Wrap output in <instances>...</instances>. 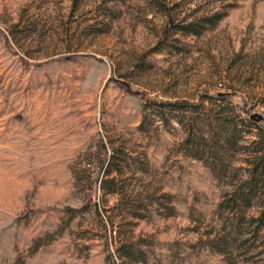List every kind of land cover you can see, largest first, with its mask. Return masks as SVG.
<instances>
[{"label": "rangeland", "instance_id": "obj_1", "mask_svg": "<svg viewBox=\"0 0 264 264\" xmlns=\"http://www.w3.org/2000/svg\"><path fill=\"white\" fill-rule=\"evenodd\" d=\"M253 114L264 0H0V264H264V194L244 222L220 206L248 178ZM223 117L236 152L187 155L189 125L226 139Z\"/></svg>", "mask_w": 264, "mask_h": 264}, {"label": "trees", "instance_id": "obj_2", "mask_svg": "<svg viewBox=\"0 0 264 264\" xmlns=\"http://www.w3.org/2000/svg\"><path fill=\"white\" fill-rule=\"evenodd\" d=\"M222 18L223 15H216L215 22L221 20ZM193 25L194 23H190L188 25H178L179 29L177 30V32H182L184 34H199L198 31L190 29L193 27ZM169 29L170 27L168 28V31H166V34L167 32H169ZM205 96L206 100L211 101L213 104L218 105L219 107L221 105L228 104V94L217 93L214 95ZM167 106L177 107L181 109H185L187 107V105L184 103L164 104L161 107ZM219 121L220 124L233 125V130L230 134L228 133L229 136L228 138L226 137V139H222V135L218 137V134L216 135L218 138L216 136L210 137L208 135H204L203 133H201L197 125L198 123H192L189 125L190 127L186 129L187 137L184 141V146L186 147V150L188 152L187 155L208 162L209 158H216L214 155H212V147H216V144L220 143V141H224V143H227L228 148L236 152L240 134V131H238L237 129L239 124L234 120H230L226 117L221 118ZM249 124H252V122H249ZM257 129L259 130L258 135L260 137V140L254 141L253 145H255V147L252 150L248 151L249 154H251V159L249 160L250 168L247 169L248 178L242 181L239 185H235L234 191L232 193H229L228 199L224 200V202H222L220 205L227 210L229 208V210L234 213V215L238 214L242 222L248 219L247 210L251 208L252 204L258 197V194H264V127H258ZM213 140H215L216 144L213 143ZM116 157L117 155L116 153H114L112 155V158L110 159L109 166L112 168L115 166ZM221 163V166L213 167L214 171L218 172V174L226 173L228 166H230V163H228V165L226 166L225 163H223V160L221 161ZM117 174L121 175L122 171H113V169L105 171L104 177L106 178L102 180V189L106 193L115 195L119 194ZM252 221L257 224L255 233L259 234L262 229H264V209L260 212L258 217H253Z\"/></svg>", "mask_w": 264, "mask_h": 264}, {"label": "water", "instance_id": "obj_3", "mask_svg": "<svg viewBox=\"0 0 264 264\" xmlns=\"http://www.w3.org/2000/svg\"><path fill=\"white\" fill-rule=\"evenodd\" d=\"M251 119L256 121V122H260V121L264 120V117L260 114H253L251 116Z\"/></svg>", "mask_w": 264, "mask_h": 264}]
</instances>
